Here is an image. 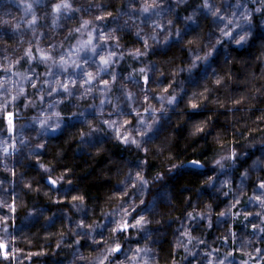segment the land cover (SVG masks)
<instances>
[{"label": "clouds", "instance_id": "9594fccd", "mask_svg": "<svg viewBox=\"0 0 264 264\" xmlns=\"http://www.w3.org/2000/svg\"><path fill=\"white\" fill-rule=\"evenodd\" d=\"M0 264H264V0H0Z\"/></svg>", "mask_w": 264, "mask_h": 264}]
</instances>
